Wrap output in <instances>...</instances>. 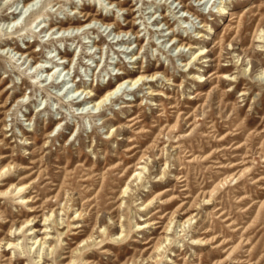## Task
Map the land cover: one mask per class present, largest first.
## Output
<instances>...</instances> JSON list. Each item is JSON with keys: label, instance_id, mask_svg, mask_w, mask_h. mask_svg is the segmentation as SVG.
<instances>
[{"label": "rangeland", "instance_id": "obj_1", "mask_svg": "<svg viewBox=\"0 0 264 264\" xmlns=\"http://www.w3.org/2000/svg\"><path fill=\"white\" fill-rule=\"evenodd\" d=\"M206 1L0 0V264H264V0Z\"/></svg>", "mask_w": 264, "mask_h": 264}, {"label": "bare ground", "instance_id": "obj_2", "mask_svg": "<svg viewBox=\"0 0 264 264\" xmlns=\"http://www.w3.org/2000/svg\"><path fill=\"white\" fill-rule=\"evenodd\" d=\"M209 1V0H208ZM208 1H206L205 2V4L204 5H206V3L208 2ZM181 2V1H180ZM179 2V3H180ZM32 3H33V0H23V5H22V7H28L29 5H32ZM107 3H110V2H107ZM164 4V3H163ZM203 4V3H202ZM115 6L116 7H118L119 6V3H115ZM184 7V11L185 12H188V10H189V8H188V5H185V4H183V5H181V7ZM176 7H174V9H175ZM118 9H121L120 7H118ZM15 11V10H14ZM14 11H12V12H10V13H8V14H10V21L9 22H14L16 19H17V17H18V14L17 13H15ZM216 12L218 13V14H222V13H225L226 11H225V9H224V7H223V5H220V4H218L217 5V9H216ZM176 13H177V11H176ZM152 14H154V12H152ZM194 14H196V12L194 11ZM193 15V14H192ZM198 15H196L195 17L196 18H198L197 17ZM82 18H81V20L83 21L82 23H79V22H76V23H74V26H72V27H70V26H67V27H64V26H61V27H59V28H57V30H59L60 29V31H62V32H66V31H68V30H79V29H83L84 28V26H87L88 28V30L89 29H94L95 28V25H92L91 26V23H95V22H97V21H99L100 23H102V24H104V25H106V26H109V24L110 23H106L107 22V20H108V18H107V16L106 15H104V16H102L101 15V12L99 11V10H95V12H93V13H87V12H85L84 14H82V16H81ZM165 16L163 15V16H161V18L163 19V25H165L166 26V30L168 31V33L166 34L167 36H172V39L173 40H176V41H181L180 42V45H179V47H181V46H188V49H192V48H194V45H191L190 43H185V41L183 40V39H176V36L177 35H175V31L174 30H172V29H170V27H169V25H168V21L164 18ZM183 17H186L185 15L183 16ZM140 18H144L143 16H140ZM156 19V18H155ZM155 19L153 20V21H155ZM125 23H127V21L125 22ZM133 23L134 22H132V24H131V26L133 25ZM101 24V25H102ZM202 26H204L203 24H202ZM53 27H51V29H52ZM118 28V30L117 31H115V35H118L119 36V34H128V33H132V34H134V32L132 31V29L131 28H128V29H124L123 27H117ZM40 32H43V28H41L40 30H39ZM85 30L83 29V31L82 32H84ZM160 31H161V29H160ZM197 34V37H200L201 35H199V33H196ZM77 37V34L75 33L74 35H72L71 33L69 34V35H65V36H63V35H61L60 36V39H64V40H68V39H70V38H76ZM135 38L137 37V35H135L134 36ZM175 37V38H174ZM169 39V38H168ZM260 41V40H259ZM116 42H118V43H123V44H126L125 42H123V39L122 38H120L119 40H117ZM93 44H95V43H93ZM122 46H124V45H122ZM26 47V49H28V46H25ZM95 47V46H94ZM9 49V48H8ZM12 50H13V48H12ZM7 51V50H6ZM5 51V52H6ZM2 52H3V50H2ZM199 52H201V50L199 49L198 50V53L197 54H195L194 56H193V58L195 59L196 57H197V59H199L200 58V53ZM7 53V52H6ZM16 53V52H15ZM26 56V57H29L30 58V60L32 61L33 59H34V57H33V55H32V52L31 51H27V50H25V51H20V53H19V56ZM57 55H59V59L61 60L62 59V62H65V61H68V59H67V57H66V55H64V54H61V53H59L58 52V54ZM178 55L179 56H181V53H178ZM8 56H9V54H8ZM133 57H136V55H132ZM40 62V61H39ZM189 63V61L188 62H186V63H184V64H182V66H184V67H186V65ZM39 64V63H38ZM40 64H42L41 62H40ZM35 65V64H34ZM31 66V65H30ZM118 69H119V67H118ZM53 70V69H52ZM62 70H64L63 68H62ZM221 70H222V67H221ZM42 72V71H41ZM119 72L120 73H122V74H125L126 76L124 77V78H122V79H120L117 83H116V85H114V86H112V87H110V88H107L102 94H100L96 99H94L93 100V102H91L92 103V107H98V106H101V107H103V106H105V105H107L106 104V101L108 100V102L109 103H111L112 102V100L113 99H117V98H119L120 97V95H122L123 93H125V90L123 89V92L119 95V96H116V95H114L116 92H117V90H119V89H121L122 87H123V84L124 83H127V85H131V86H133V85H135V84H137L139 81H140V84H142V82H151V81H156L157 79H156V77L158 76V75H160L162 72H158V71H154V72H152V73H148V74H145L146 72H145V70H140V71H138V73H137V75H133V73H131V72H129V71H125V70H122L121 68H120V70H119ZM261 74H264V69H261V72H260ZM162 77H164L165 78V76L164 75H162ZM198 78H200V76H198ZM10 86H6V87H4V88H2L1 90H0V92L3 94V93H5L6 91H7V89L9 88ZM82 88V87H81ZM84 90H86V89H78V90H75L74 89V93H76V92H79V95L84 91ZM88 90V89H87ZM0 93V94H1ZM85 93L86 94H89L90 93V91H85ZM149 95H161V93L159 92V91H155V90H150V91H148L147 92ZM76 96V98H78V97H80V96ZM10 96H7L5 99H4V101L2 102V103H0V110H3L5 107H6V105H7V100H8V98H9ZM167 98L169 97V96H166ZM83 100H84V98L83 99H81V100H77L76 102L78 103H82L83 102ZM127 106H134V104L132 103V102H130V103H128V104H126ZM83 106V105H82ZM81 107V106H80ZM82 108V107H81ZM80 108V109H81ZM87 110H86V112L84 113V114H87ZM1 113H3V112H1ZM4 114H5V112H4ZM80 115L82 114V113H79ZM131 119H133V117L132 118H129V120H131ZM25 120H27V118H25ZM3 121H5L3 118H2V120H0V124L2 125V127L3 126H5V124L3 123ZM24 135V134H23ZM7 157V155H5V154H0V159H4V158H6ZM140 158H142V157H140ZM140 162H137L136 163V165L135 166H137L138 164H139ZM9 164H6V165H2V166H0V173L2 172V171H4L5 170V168H7V166H8ZM117 166H119V164L118 163H116V164H114V165H112L111 166V168H115V167H117ZM143 167V166H142ZM139 167H135L134 168V172L136 171V169H138ZM144 168V167H143ZM139 173H140V171H137L136 172V174L137 175H139ZM29 177L30 176V174H26V175H24V176H20L19 177V179L20 180H23V179H25L26 177ZM10 187L12 186V184H10L9 185ZM24 186V187H23ZM17 187H21L22 189H24L25 187H26V184H18L17 185ZM16 187V188H17ZM7 189H8V187H7ZM6 189V190H7ZM126 189H127V187H126V185H125V187L123 188V190H122V193H125V191H126ZM4 192V191H3ZM0 193H1V191H0ZM208 199H206V201H207ZM25 201H28V198H26L25 199ZM50 213H52V211L50 210L49 211V214ZM51 215V214H50ZM42 216H46V214H42ZM46 218H47V216H46ZM43 220H45L44 219V217H43ZM30 220H24L23 222H21V223H19V225H18V227H16L15 229H20V227L25 223H28ZM185 222V221H184ZM12 226L10 227V230H12ZM44 228V227H43ZM32 229V228H31ZM33 229H35V228H33ZM46 233V232H45ZM10 238V237H9ZM33 238V237H32ZM39 241H41V237L38 239V240H34L33 242H32V244H36V243H38L37 244V247L41 244H43L44 243V241H42V242H39ZM200 241V240H199ZM82 242V241H81ZM6 244L7 245H11V247L12 246H14V245H16L15 243H14V241H12V240H7L6 241ZM41 245H40V247H41ZM38 249H40V248H38ZM42 249V248H41Z\"/></svg>", "mask_w": 264, "mask_h": 264}]
</instances>
